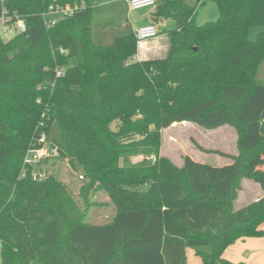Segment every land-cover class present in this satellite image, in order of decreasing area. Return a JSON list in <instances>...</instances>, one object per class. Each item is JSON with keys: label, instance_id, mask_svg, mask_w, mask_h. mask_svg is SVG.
Masks as SVG:
<instances>
[{"label": "trees", "instance_id": "16d2710c", "mask_svg": "<svg viewBox=\"0 0 264 264\" xmlns=\"http://www.w3.org/2000/svg\"><path fill=\"white\" fill-rule=\"evenodd\" d=\"M56 1L78 8L46 27L51 0H0V16L25 24L0 39L1 264H188L186 250L224 264L239 239L263 237L264 196L237 211L231 202L244 174L264 188V0H210L217 20L202 26L204 0H157L151 24L176 26L166 55L140 62L127 22L92 18L87 0ZM173 123L233 127L237 153H221L231 159L221 167L184 156L177 168L158 155ZM41 135L50 155L40 162L66 163L79 204L53 173L25 169ZM97 190L113 213L91 224Z\"/></svg>", "mask_w": 264, "mask_h": 264}, {"label": "rangeland", "instance_id": "374dc122", "mask_svg": "<svg viewBox=\"0 0 264 264\" xmlns=\"http://www.w3.org/2000/svg\"><path fill=\"white\" fill-rule=\"evenodd\" d=\"M87 1L90 5L92 18L102 19L111 16L117 23L123 24V22H128L132 29L146 24L150 13L154 11L155 8L154 5V7H146L131 11L126 0ZM217 15L218 11L214 2L204 0L203 4L199 5L196 9L195 25L202 26L207 22H215L217 20ZM155 25L157 27V24ZM175 26V22L170 20L167 21L164 26L160 25V28L157 27L158 31L160 29V32H158V36L155 39L140 44L137 43V52L132 60L140 62L163 58L168 51V37L164 32L171 31ZM258 30L257 27L250 28L248 31V39L255 40ZM11 37L13 36L9 35L5 37L3 35L0 23V39L8 41ZM73 62V60H70L69 64L73 65ZM111 128L114 129V126H111ZM237 139L238 133L233 127L222 126L216 130H203L191 123H173V125L159 131L158 155L170 160L177 168L182 166V158L184 156H188L192 160L202 164L207 163L218 167L231 160L220 156L221 153L232 156L236 155L238 150ZM142 159V156H133L130 157L128 161L131 164H137L141 162ZM147 159L154 162V157L152 155L148 156ZM119 162L121 163V161ZM28 168L31 169L32 174L37 171L40 172L41 176H44L46 173H53L62 182L64 181V184L67 183L71 192L73 191L74 200L78 202V204L80 203V198L75 194L79 184L78 178H76L75 174L70 175V170L65 162H55V164L51 161H48L47 164L40 162L38 164H33V166L25 167V169ZM252 181V178L245 174L239 180L238 188L235 189L234 199L231 202L232 211H237L239 208L252 202L255 195L260 192L258 185L256 183L253 184ZM84 210V220L91 224L104 223L109 220L113 213L112 204L108 196L98 190L94 195L90 194V199ZM189 251L190 250L187 252V262L188 264H192ZM193 256L195 255H192V257Z\"/></svg>", "mask_w": 264, "mask_h": 264}, {"label": "built area", "instance_id": "2783aa9c", "mask_svg": "<svg viewBox=\"0 0 264 264\" xmlns=\"http://www.w3.org/2000/svg\"><path fill=\"white\" fill-rule=\"evenodd\" d=\"M126 2L131 11L156 6V0H126ZM77 8L78 6L73 7L68 4L58 3L56 0H51L48 8L40 14V18L46 27H52L61 19L71 16ZM0 21L3 23L2 31L5 37L9 35L14 36L17 33L25 31V24L16 15H13V17L1 15ZM132 33L138 44L153 40L158 36L157 27L153 24L141 25L138 28L132 29ZM61 52L63 51L61 50ZM62 73L63 69L57 70L56 76H61ZM48 155H50V148L45 145L44 135H41L37 138L36 144L27 150L23 163L26 166H33V164H38V162L48 157Z\"/></svg>", "mask_w": 264, "mask_h": 264}, {"label": "crops", "instance_id": "0c3cea01", "mask_svg": "<svg viewBox=\"0 0 264 264\" xmlns=\"http://www.w3.org/2000/svg\"><path fill=\"white\" fill-rule=\"evenodd\" d=\"M166 22L167 21H162V22L157 23V27L160 28V25L164 26ZM146 24H151V20L149 19V17H148V22ZM146 24H143V25H146ZM2 26H3V23H1V29H2ZM158 32H160V29ZM228 163H223L221 165L228 164ZM218 167H221V166H218ZM257 169L264 173V165H262L261 167H258ZM252 182L253 184L256 183L260 189V192L257 193L254 197V200H256L264 196V188H261L256 181L253 180ZM254 200H252V202ZM261 229L264 231V224L261 226ZM187 252L188 250H186L187 260H188ZM189 254H191L190 256L192 258L191 260L192 264H200L199 259L196 256L192 257V255H194L193 251L190 250ZM223 260H224V264L226 262H230L233 264H237L240 262L244 264H264V236L255 237V238L239 239V241L235 242L233 245L225 249Z\"/></svg>", "mask_w": 264, "mask_h": 264}]
</instances>
